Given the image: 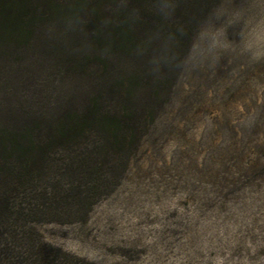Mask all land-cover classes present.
<instances>
[{
	"label": "rangeland",
	"instance_id": "1",
	"mask_svg": "<svg viewBox=\"0 0 264 264\" xmlns=\"http://www.w3.org/2000/svg\"><path fill=\"white\" fill-rule=\"evenodd\" d=\"M57 1L0 39V125L97 95L154 120L119 184L82 221L36 225L44 241L87 264H264V0H171L167 20L133 0L114 21V0ZM218 12L242 19L210 52Z\"/></svg>",
	"mask_w": 264,
	"mask_h": 264
},
{
	"label": "trees",
	"instance_id": "2",
	"mask_svg": "<svg viewBox=\"0 0 264 264\" xmlns=\"http://www.w3.org/2000/svg\"><path fill=\"white\" fill-rule=\"evenodd\" d=\"M83 1L71 9L100 8L106 0ZM133 4L114 0L110 20H120L116 15ZM55 5L57 0H0V39L22 38L28 20L45 17ZM112 27L106 42L114 30L122 34L119 25ZM109 96L128 100L121 90ZM112 108L97 95L80 109L27 114L21 125H0V264H87L45 242L35 227L84 220L119 184L154 117Z\"/></svg>",
	"mask_w": 264,
	"mask_h": 264
},
{
	"label": "clouds",
	"instance_id": "3",
	"mask_svg": "<svg viewBox=\"0 0 264 264\" xmlns=\"http://www.w3.org/2000/svg\"><path fill=\"white\" fill-rule=\"evenodd\" d=\"M157 11L163 20H167L175 11V4L171 0H165L163 3H157ZM242 17L240 13H233L231 18H226L224 13L218 12L215 20L208 28L201 33V38L208 40V50L214 51L216 49L224 48L231 43L226 38V29L229 26L240 23ZM178 33L183 35L182 29H177Z\"/></svg>",
	"mask_w": 264,
	"mask_h": 264
}]
</instances>
